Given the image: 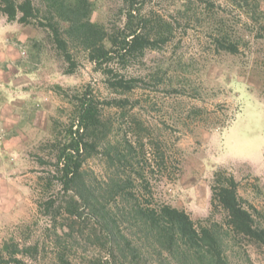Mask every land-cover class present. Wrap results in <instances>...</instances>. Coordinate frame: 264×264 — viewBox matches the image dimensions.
I'll use <instances>...</instances> for the list:
<instances>
[{
    "label": "rangeland",
    "instance_id": "obj_1",
    "mask_svg": "<svg viewBox=\"0 0 264 264\" xmlns=\"http://www.w3.org/2000/svg\"><path fill=\"white\" fill-rule=\"evenodd\" d=\"M94 1L91 19L121 23L118 0ZM141 1L140 12L171 22L173 35L141 60L119 65L125 77L141 79L124 93L106 87L80 47L70 48V73L42 28L0 13V250L13 241L37 246L33 256L18 255L23 264H55L62 252L73 264H90L108 256L97 222L104 206L146 264H206L171 262L130 212L135 202L168 203L197 226L215 224L228 264H264V246L234 235L225 210L211 203L213 173L226 170L242 205L264 226V36L256 34L252 0ZM206 1L241 41L237 53L215 50L203 28L212 14L204 13ZM87 86L107 125L106 138L82 162L92 207L80 205L76 187L63 189L52 145L74 113L72 95ZM109 98L126 101L113 106ZM116 183L125 189L115 193ZM72 197L79 199L76 213L67 209Z\"/></svg>",
    "mask_w": 264,
    "mask_h": 264
},
{
    "label": "trees",
    "instance_id": "obj_2",
    "mask_svg": "<svg viewBox=\"0 0 264 264\" xmlns=\"http://www.w3.org/2000/svg\"><path fill=\"white\" fill-rule=\"evenodd\" d=\"M118 1L121 23L111 26L104 21L91 19L96 8L94 0H41L38 3L33 0H0V13L8 21L16 20L42 28L55 54L67 63V71L70 73L76 68L70 48L80 47L86 51V57L93 63L94 69L104 75L106 87L111 92L124 93L137 87L141 79L125 77L119 73L120 66L125 67L127 63L141 60L145 50L158 49L169 42L173 26L160 16L148 17L142 14L141 0ZM261 3L262 0H252L251 3V19L258 37L264 36V23L261 20L264 11L260 9ZM204 8V13H212L206 17L203 28L215 50L237 53L241 41L230 25H227V20L218 16L213 2L206 1ZM125 99L109 98L106 104L123 106ZM71 100L74 113L61 136L54 134L52 142L57 150L55 173L64 190L77 188L81 206L92 207V195L86 189L82 177V162L86 156L95 153L97 145L106 138L104 127L107 125L90 87L73 94ZM226 172L218 169L213 173L212 205L225 210L227 227L234 235H242L264 246V226L258 224L253 214L242 205L237 193L238 182L232 174ZM123 189L118 183L113 185L115 193ZM70 199L67 209L70 213H76L79 210V199ZM52 207L53 200H48L46 208ZM102 209L104 215L97 222L106 238L108 256L93 259L90 264H146L141 247L121 230L117 215L112 216L110 212L106 214L104 206ZM130 212L149 234L147 236L152 238L159 252L165 254L171 262L185 263L193 259L206 264H228L223 238L214 228L215 224L197 226L186 211L168 203L151 206L135 202L130 206ZM36 253V245L20 247L13 241L7 242L0 250V264H23L18 255L33 256ZM55 264L73 263L62 252L57 255Z\"/></svg>",
    "mask_w": 264,
    "mask_h": 264
}]
</instances>
